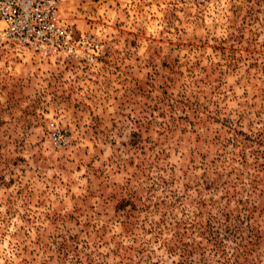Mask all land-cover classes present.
Here are the masks:
<instances>
[{
    "label": "rangeland",
    "instance_id": "rangeland-1",
    "mask_svg": "<svg viewBox=\"0 0 264 264\" xmlns=\"http://www.w3.org/2000/svg\"><path fill=\"white\" fill-rule=\"evenodd\" d=\"M59 13L94 60L0 38V264H264V0Z\"/></svg>",
    "mask_w": 264,
    "mask_h": 264
},
{
    "label": "built area",
    "instance_id": "built-area-1",
    "mask_svg": "<svg viewBox=\"0 0 264 264\" xmlns=\"http://www.w3.org/2000/svg\"><path fill=\"white\" fill-rule=\"evenodd\" d=\"M0 38L26 47L40 58L94 60L100 47L90 36H73L60 16L59 0H0ZM49 140L63 146L67 137L50 123Z\"/></svg>",
    "mask_w": 264,
    "mask_h": 264
}]
</instances>
